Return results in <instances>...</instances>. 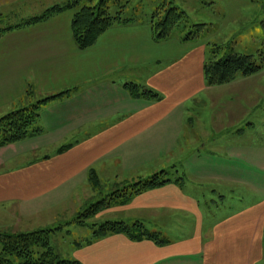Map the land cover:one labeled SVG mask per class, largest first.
Segmentation results:
<instances>
[{"label": "crops", "instance_id": "obj_1", "mask_svg": "<svg viewBox=\"0 0 264 264\" xmlns=\"http://www.w3.org/2000/svg\"><path fill=\"white\" fill-rule=\"evenodd\" d=\"M74 14L66 10L0 36V118L25 106L21 100L29 85L40 100L70 91L43 105L39 117L44 137L37 134L43 138L33 149L52 153L9 170L1 155L6 146L0 148V231L14 227L18 232H37L60 218L72 220L100 194L95 195L91 171L105 185L120 178L137 180L154 160L160 165L157 170L164 171L186 157L185 146L194 145L192 155L211 150L212 174L226 175L231 165L214 160L222 154L241 155L226 144L220 146L223 142L216 136L208 134L202 146L191 135L196 126L190 106H197L214 88L204 79V42H183L178 36L156 42L150 25L137 23L109 29L93 48L82 51L72 37ZM135 83L160 94L162 100L134 98L126 85ZM255 127L247 123L238 133L257 135ZM202 132L208 133L207 127L202 126ZM66 146L70 148L58 154ZM252 165L257 168L256 162ZM242 173L246 171L236 169L239 183ZM184 184L171 180L106 212L116 217L111 219L115 222L143 224L164 244L111 235L77 247L74 259L81 264L264 262V201L243 208L246 204L238 196L231 209L227 195L214 189L204 208Z\"/></svg>", "mask_w": 264, "mask_h": 264}, {"label": "rangeland", "instance_id": "obj_2", "mask_svg": "<svg viewBox=\"0 0 264 264\" xmlns=\"http://www.w3.org/2000/svg\"><path fill=\"white\" fill-rule=\"evenodd\" d=\"M61 0H0V28H9L17 26L22 19L30 15L39 16L47 7L59 3ZM128 12L124 18H130L136 15L140 20H149L157 8L165 1L174 3L187 14L188 29H180L175 35H188L195 30L196 25H204L201 29L199 40L207 45V58H212L214 54L218 59L225 58L234 53L257 56L259 51L264 49V0H130ZM99 0H94L97 5ZM81 6H85L82 4ZM53 7V6H52ZM46 9V10H45ZM133 10H137L133 14ZM180 31L182 33H180ZM191 31V32H190ZM136 84V83H135ZM141 86V85H139ZM144 87V86H143ZM36 91V90H35ZM35 98L24 97L21 101L25 105L35 103L40 100L36 91ZM35 99V100H33ZM193 109L191 118L196 126L191 130V135L195 136L200 145L206 142V139L216 136L217 140L222 141L220 146L228 145L234 151H240L241 155H231L226 158L220 155L215 162L230 164L232 170H228L226 175H219L217 171H209V153L210 149H204L202 154L193 155L190 152L195 151V146L189 148L185 146L186 157L182 160L177 159L173 162V167L164 169L165 180L185 183L187 192L196 196L201 205L206 207V201L209 200L216 189L218 193L227 195L231 209H235V199L238 196L245 202V207L259 204L264 201V69L261 73L253 77L239 76L231 84L214 87L209 93L203 95L196 105H191ZM43 106L40 109V115L43 112ZM216 122V123H215ZM247 123H255L258 128V134L250 136L248 133L239 134V130ZM202 126L207 127L208 133L202 132ZM40 129V120L31 127L33 132ZM43 136L41 132L37 133ZM32 134L23 143L8 145L1 150L4 159V168L14 169L33 163L37 157L52 153L51 149L35 152L33 147L39 143L42 138ZM35 135L34 138L32 136ZM240 135L242 138L240 139ZM39 137V138H38ZM239 140V141H238ZM240 140H243L240 142ZM199 147V146H198ZM218 151V150H217ZM226 153L228 151H225ZM257 157V159H256ZM256 162L257 168L252 163ZM160 165L154 160L150 167L146 168L142 178L137 180H128L125 182L120 178L114 184L106 185L100 182L95 195L97 199L81 211L71 220L60 218L59 222L50 226H44L46 229H58L59 231L52 238V246L56 253L66 259H74L75 249L94 239V232L97 227L108 222H115L114 216L106 215L108 209L113 206L123 205L129 195L127 187L132 186L139 181H147L154 175L163 172L159 169ZM228 168V169H230ZM234 168V169H233ZM246 171L242 176V182L236 180V169ZM217 169V168H216ZM226 170V169H224ZM158 171V172H155ZM218 171H220L218 169ZM232 172L231 174L229 172ZM218 173L217 176L215 174ZM137 175V174H136ZM245 177V178H244ZM246 179L248 182H245ZM194 186V189H191ZM126 191L125 193H123ZM120 192V193H119ZM103 207L94 217L87 219L80 218L92 206ZM106 215V216H102ZM84 221L79 223L78 221ZM62 221V222H61ZM97 225V227H94ZM126 225V224H125ZM192 226V224H191ZM25 227L26 226L25 224ZM19 231V228L2 229L1 231ZM0 231V232H1ZM42 231V230H40ZM31 233V232H29ZM77 250V249H76ZM261 264H264L261 263Z\"/></svg>", "mask_w": 264, "mask_h": 264}, {"label": "trees", "instance_id": "obj_3", "mask_svg": "<svg viewBox=\"0 0 264 264\" xmlns=\"http://www.w3.org/2000/svg\"><path fill=\"white\" fill-rule=\"evenodd\" d=\"M94 0H66L63 6H55L39 16L28 18L19 25L9 28H0V36L13 30L31 27L33 25L45 22L53 16L60 14L66 10H74V18L72 20V37L79 50H88L93 48L100 37L109 29L115 26H126L129 24L146 23L149 24L156 42L166 41L172 37H179L183 42H191L199 40L201 29L204 25L193 26L195 30L188 35H175V32L180 29H188L187 14L174 3L165 1L156 12L152 14L149 20H140L133 16L124 18L128 12L130 0H99L98 4L90 7ZM85 4V6H81ZM137 10H133L136 14ZM264 29V22L262 23ZM180 33H182L180 31ZM264 69V49L259 51L257 56L234 53L222 59H218L216 55L212 58H207L203 68L204 79L207 87H220L231 84L237 77H253ZM130 95L134 98L147 97L153 101H160V94L144 88L136 84L126 85ZM70 91L62 92L57 95L49 96L38 100L35 103L25 105L23 108L17 109L8 115L0 118V148L8 145L16 144L26 140L34 133H39L41 130L36 129L30 131L40 117V109L48 102L54 101L68 95ZM36 91L32 85H29L25 93L29 99L35 98ZM36 99V98H35ZM33 99V100H35ZM70 147H62L58 150V154L65 152ZM166 171L154 175L147 181H139L138 183L127 187L128 198L124 203H127L130 198L140 195L147 190L163 187L171 182L163 177ZM89 179L93 188L100 185V180L91 171ZM124 191L123 193H125ZM120 193V192H119ZM103 207L92 206L80 218L84 220L94 217ZM80 220L79 223L84 221ZM94 227H97L95 225ZM58 229H46L37 232H0V264H81L75 259H66L55 252L52 246V238L58 232ZM122 234L129 237L133 241L152 240L159 245L165 242L159 238L158 234L149 232L141 223H136L132 226L124 223L108 222L97 227L94 232L92 242L105 238L111 235ZM82 246V245H81ZM79 246V247H81Z\"/></svg>", "mask_w": 264, "mask_h": 264}]
</instances>
